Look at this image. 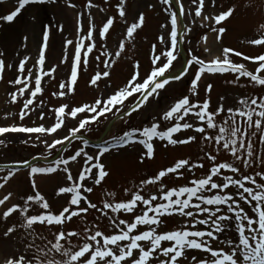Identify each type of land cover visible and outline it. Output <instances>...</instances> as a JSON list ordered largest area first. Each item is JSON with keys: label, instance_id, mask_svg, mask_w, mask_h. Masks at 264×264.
Returning <instances> with one entry per match:
<instances>
[{"label": "snow or ice", "instance_id": "6c2138e0", "mask_svg": "<svg viewBox=\"0 0 264 264\" xmlns=\"http://www.w3.org/2000/svg\"><path fill=\"white\" fill-rule=\"evenodd\" d=\"M46 2L49 0H17L18 6L7 15H0V21L12 22L26 5ZM125 2L126 0H119L117 5L119 17L124 19L126 24V32L123 38L118 40L117 50L114 53L102 51L96 56V60L100 61L105 69L115 64L116 61L103 59V57L114 55L119 58L125 52L127 42L134 40L137 30L144 23L142 13L136 21L127 22ZM176 2L179 8L174 10L173 0H160L161 4L167 6L164 11L169 13L170 32L168 39H165L163 35L159 37V42L165 45L164 51L157 55L155 54L156 45L152 46V67L143 79H141L140 65L137 62L134 65L135 71L127 83L113 90L111 94L102 95L91 103L76 107L64 103L53 109L55 121L50 126L40 124L35 127L15 125L0 127V137L8 133H26L35 134V139L40 140L54 134L58 135L67 127L66 120L69 117L77 121L62 138H54L51 142L47 139L43 140L49 155L64 152L68 153L66 157L58 156L47 166H35L28 160L19 162L20 167L30 170L28 176L32 188L36 191L34 195H27L23 205L13 204L8 207L3 212V217L7 218L19 211L24 217L22 227L25 229L32 230L33 226L39 223L42 226L56 228L58 231L54 234V242L49 241L50 248L36 249L40 255H36L33 259L21 255L18 259L7 260L6 264H181L182 259H187L188 250H200L203 254L199 257L193 255L192 264H264V171L256 172L255 175L245 174L235 163L220 162L218 155L207 152L205 159L211 161V167L206 174L192 179L183 186L169 188L164 184V179L170 175L177 178L184 177L186 172H191L197 167L204 168L203 163H192L188 159H179L172 166L163 168L153 176L142 180L139 185L140 190L124 189L129 197L127 200L105 199L102 207L98 208V205L89 199V194L94 191V188L101 185L110 175L102 162V157L111 148H123L132 144L143 145L146 149L140 158L143 162L145 158H153L154 138L167 141V145H184L195 141L197 136L180 139L176 134L184 130H193L203 141L214 143L217 154L230 153L231 157L239 161L243 168L251 169L255 160L253 141L250 137L256 136L259 132V140L264 143V98H241L239 106L229 107L226 110L221 104L215 111L210 110L209 100L201 102L198 99V85L206 73H234L236 76L235 80L231 81L232 83H238L241 77H247L251 82L264 86V54L252 57L232 48H224L220 55L209 61L193 54L187 67L180 73L173 74L174 62L179 57L178 45L182 42L179 35V16L186 14L183 3L180 0ZM192 2L194 4L198 2L195 17L214 21L216 25L226 21L234 12L233 8H229L215 16L206 17L203 15L205 0H192ZM87 7L92 8L96 5L92 3V0H88ZM114 20V17L106 18L99 30H96L93 25L86 35L78 38L75 44L71 39L65 42L66 52H71L70 55L66 54L64 57L65 62L70 61V75L64 83L59 85L61 91L53 95L64 97L69 92L75 91L81 67L89 63L88 57L97 47V39H106L110 34ZM162 27L167 26L162 25ZM261 28H264V25H261ZM225 31L223 27H212V32L218 33L217 39H222ZM202 39L207 42V35ZM48 40L49 30L46 27L37 61L40 74L35 76L34 87L30 86L33 76L31 71L28 72L27 77L23 79L17 77L11 81L12 84L20 86L17 90L19 96L30 93V97L26 98L20 112L21 120L34 110V101L43 91L41 86L43 77H51L59 68L57 65L45 71ZM250 43L264 46V37L254 39ZM68 45H72L73 49L67 50ZM205 51H210V49L205 48ZM0 55L3 54L0 53ZM233 56L250 61L257 67L254 71H250L244 63L234 62ZM27 62L28 58L20 61L18 70L21 74L25 72ZM5 66V61L0 59V79H3L2 73ZM195 66L199 67L191 81L190 95L177 98L162 115L161 121L170 122V126L161 130L162 122L153 121L150 126L130 128L123 131L122 135L113 136L111 142L98 147L93 154H89L84 147L73 148V151L69 152V144L73 140L83 145L88 144L83 134L91 131V126L98 125L102 118L109 114L119 119L132 117L152 100L160 97L173 82L184 79L189 70ZM108 77H110L109 71H97L90 78V84L97 86L99 81ZM211 90L212 85L209 84L207 91L211 92ZM192 97H197V99L193 101ZM12 98L15 101L17 94L13 93ZM130 98L134 100L131 104L128 103ZM225 111L227 112L226 118L218 123L221 113ZM237 117L240 118L239 123ZM39 119L43 121L45 115L41 113ZM189 119L193 122L189 123ZM253 129L255 131H252ZM24 143L27 144L29 141L25 140ZM0 144H4V140L0 139ZM245 154L247 158H244ZM78 158L84 167L74 176L71 167L73 162L78 161ZM259 162L264 165V157L260 158ZM20 167L7 171L3 177L5 183H0V188L5 187L10 178L19 172ZM57 172L65 174V186H60L56 195L65 194L68 199L66 206L54 212L45 197L38 191L36 177ZM157 183L160 184L159 193L150 194L146 198L142 194L144 187ZM115 195L114 192L106 193L107 197L114 198ZM11 196V192L4 195L0 199V205H4ZM34 205H38L41 211L35 215H28L29 209ZM141 205L144 207L141 208ZM137 209H139V214H137ZM91 210L98 211L104 219L109 221L112 233H105L98 226L95 231L91 228H83L79 232L65 229V225L74 219L83 221L84 215L90 213ZM105 210L117 214H130L132 219H120L118 216L109 215V211ZM173 216H179L182 219V226L171 230H161L165 221ZM198 225L207 227H197ZM233 225L237 234L235 239L226 237L224 241H220L219 236ZM141 226H144L145 230L141 231ZM14 230L15 226L9 227L5 236ZM81 236L83 241L72 245L73 238L79 240ZM165 242L168 246H164ZM214 244H225L227 250L224 247H214ZM32 247L33 245H28V250ZM50 252L60 254L61 260L41 258V256L46 257Z\"/></svg>", "mask_w": 264, "mask_h": 264}, {"label": "rangeland", "instance_id": "374dc122", "mask_svg": "<svg viewBox=\"0 0 264 264\" xmlns=\"http://www.w3.org/2000/svg\"><path fill=\"white\" fill-rule=\"evenodd\" d=\"M0 15H7L18 6L17 0H1ZM183 3L186 14L182 15L183 31L181 33L182 44L187 54L188 59L195 54L205 61H209L220 55L224 48H232L240 51L248 56H257L264 54V46L252 45L250 41L264 37V0H205L203 9L204 16H215L222 11L233 8L234 12L230 18L216 25L214 21L202 20L200 17H195V9L198 7V2L194 4L192 0H180ZM96 7L89 8L88 0H49L46 3H31L26 5L12 22L0 21V59L5 61V69L2 73L3 79H0V127L10 126H25L35 127L40 124L50 126L55 121L53 109L61 104L67 103L72 107L91 103L102 95L106 96L119 87H122L131 78L134 73V65L139 62L140 76L143 79L151 70V58L153 55L152 46L156 45V53L160 54L165 50V45L159 42V37L163 35L168 39L170 32L169 13L164 9L167 7L160 3V0H126L125 11L128 23L134 22L142 13L144 15L143 26L137 30L134 40L127 42L125 52L116 58L103 57V59H113L116 61L109 68L105 69L100 61L96 60V56L102 51L114 53L117 50L118 40L122 39L126 32L125 20L119 17L117 5L119 0H92ZM74 5V7H73ZM173 8L176 6L173 2ZM108 17H114V25L110 29V34L106 39H97V47L89 55V63L83 65L80 69L77 85L74 92H69L67 96L60 97L53 95L61 91L59 85L64 83L69 75V62H65L66 52L65 42L69 39L75 44L78 38L86 35L87 31L93 25L96 30L102 28L103 22ZM195 21V22H193ZM166 25L167 27H162ZM211 25V26H210ZM49 30L48 48L46 50V68L45 71L59 65L56 73L51 77L45 76L42 79V93L38 94V98L34 101L33 108L23 120L20 119V112L23 108L26 98L30 97V93H25L24 96H19L18 88L11 81L17 77L24 78L31 71L33 76L30 80V86L34 87L35 76L40 74V67L37 64L39 59V49L43 42V32L45 28ZM212 27H223L226 29L222 39H217L218 33L212 32ZM191 29V31H187ZM95 35V32H94ZM207 35L208 40L205 42L202 38ZM25 37L27 39H25ZM88 43V41H84ZM209 48L210 51H205ZM73 46L68 45L67 50H72ZM179 50V49H178ZM28 58L26 70L23 74L19 72V63L21 60ZM236 63H244L248 70L254 71L256 64L250 61H244L239 57H232ZM183 58L179 52L177 61L174 62L173 74L180 72L183 69ZM10 66V67H9ZM199 66H195L189 70L188 75L179 82H173L160 97L152 100L141 111L134 113L132 117L119 119L113 125L111 130L105 135V141L111 142L113 136L122 135L123 131L130 128H143L150 126L153 121L162 122V129L170 126V122L161 121L162 115L177 98L184 95H190L189 89L191 81L195 76V72ZM107 70L110 72V77L103 78L98 82L97 86L90 84V78L97 72ZM236 74L230 73H206L202 76L198 85V99L202 102L209 100L210 110L215 111L221 104L227 110L229 107L239 106L241 98H264V86L251 82L249 78H240L238 83H232L235 80ZM212 85L211 92L207 91L208 85ZM17 94V99L14 101L12 94ZM223 97V99H221ZM193 101L197 97H192ZM41 101L43 104L41 105ZM132 98L128 103H133ZM258 110V109H257ZM45 115L42 121L39 119L40 114ZM227 112L221 113L220 123L226 118ZM109 116L102 118L101 122L91 126V131L85 132L91 138L98 139L105 130L108 123L115 119ZM189 123L193 121L188 120ZM237 122L240 118L237 117ZM77 123L76 120L68 118L66 125L58 135L44 137L40 140L35 139V134L26 133H8L0 137L4 140V144H0V164H19L20 161L30 160L34 156L51 158L48 150L43 143L44 139L51 142L54 138H62L66 135L71 127ZM212 132V130H209ZM252 131H255L253 129ZM197 136V139L191 143L184 145H167V141H161L158 138L153 139L154 155L153 158H145L141 162V155L146 151L143 145L132 144L123 148H111L108 153L102 157V162L106 166V170L110 173L101 185L96 186L94 191L89 194V199L102 207V202L105 199L120 201L127 200L129 197L124 189L140 190V182L147 179L159 170L172 166L179 159H188L192 163H203L204 168H195L191 172H186L184 177L177 178L173 175L164 179V184L171 187H179L189 183L194 178H199L206 174L211 167V161L205 159V153L212 152L218 155L220 162L228 161L235 163L241 167L245 174L255 175L256 172L264 171V165L260 164V158L264 157V143L259 140L260 133L256 136H251L253 141L254 160L252 168H243L239 161H235L230 153L223 155L215 152L214 143L205 142L199 134L193 130H184L176 134L180 139L188 136ZM175 138V137H174ZM29 143L25 144L24 141ZM106 144V143H105ZM104 144V145H105ZM167 145V146H166ZM84 147L89 154L95 153L97 146L82 143L73 140L69 144V152L73 148ZM243 152V150H242ZM74 154V153H73ZM68 153L62 152L61 156H67ZM244 158H247L246 154ZM49 163H34L35 166H47ZM84 165L78 161L72 163L71 171L75 176L78 170ZM9 169H0V183H5L3 177ZM30 170H20L15 176L5 184V187L0 188V199L9 192L12 196L4 205H0V264H6L9 259H18L21 255L28 259H33L40 253L36 249L46 250L51 245L49 241L54 242V234L58 231L56 228L42 226L39 223L33 226L32 230L22 227L24 217L19 211L3 217V212L13 204L23 205L27 195H34L35 191L31 186V180L28 176ZM226 171V170H225ZM231 174V173H227ZM37 189L45 197L50 204V208L55 212L66 206L68 196L61 194L56 195L57 189L60 186H65V174L57 172L51 175H39L36 177ZM89 186H91V183ZM160 184L147 185L143 189L146 198L150 194L159 193ZM215 191V190H213ZM114 192L115 197H107L106 193ZM85 206V205H82ZM141 208L144 206L141 205ZM41 211L38 205H34L29 209L28 215H35ZM109 215L118 216L120 219L131 220L132 216L127 213H111ZM139 214V209H137ZM15 226V230L5 236L9 227ZM103 230L105 233H112V228L109 221L104 219L96 210H91L90 213L84 215L83 221L74 219L65 225L66 230L80 231L83 228H91L93 231L96 227ZM182 226V219L179 216H173L165 221L161 230H171ZM204 227L207 226H197ZM140 230H145L144 226ZM234 225L229 227L224 233L219 236L220 241L225 238L235 239L236 237ZM83 241V237L78 240L73 238L72 245H77ZM28 245H33L31 250H28ZM66 247L69 245L65 244ZM164 246H168L167 243ZM214 247H224L225 244H214ZM203 255L200 250H188L187 259H182L181 264H192L191 257ZM42 259L61 260L60 254L48 253ZM162 258V257H161ZM207 258V256H205Z\"/></svg>", "mask_w": 264, "mask_h": 264}, {"label": "bare ground", "instance_id": "6f19581e", "mask_svg": "<svg viewBox=\"0 0 264 264\" xmlns=\"http://www.w3.org/2000/svg\"><path fill=\"white\" fill-rule=\"evenodd\" d=\"M181 25H180V21H179V27H180Z\"/></svg>", "mask_w": 264, "mask_h": 264}]
</instances>
